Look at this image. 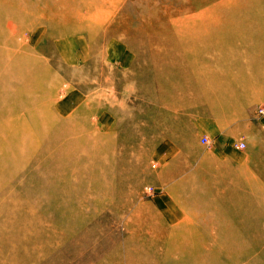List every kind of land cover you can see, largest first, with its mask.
<instances>
[{
    "label": "rangeland",
    "instance_id": "1",
    "mask_svg": "<svg viewBox=\"0 0 264 264\" xmlns=\"http://www.w3.org/2000/svg\"><path fill=\"white\" fill-rule=\"evenodd\" d=\"M37 1L29 0L28 6H32ZM106 1L104 5L101 3L96 4L91 9L87 7L82 10L83 8L80 7L82 13L78 19L69 20L68 26L72 28L80 24L92 23L97 25L101 23L102 29L97 37H104L100 44L102 49L109 41H113L108 43V46L111 45L110 48L112 46L120 47L119 45H123L121 43L128 45L132 51L129 53L137 59V64L133 70L127 73V76L120 74L115 69H109L102 62L96 64L97 72L95 76L92 75L90 67L85 68L87 72L86 76L83 77L82 75L85 72L82 66L75 67L74 70H69L68 73L64 72L67 69L61 67L60 61L62 59L58 58L54 41L48 38L47 35L51 33L54 36L78 34L79 37L84 38L87 37L88 32L87 30H76L64 34L59 33L48 19L40 16L35 19L34 24L28 23L24 27V31L21 30L20 33L9 40L8 46L0 44V49L7 47V50L15 55L13 57L15 66H13L10 76L4 79L7 87L11 82V78L20 75L22 81L28 83L29 80L26 79L29 76L26 73L28 66L34 67L35 70L33 71L38 73L44 71L45 68L47 70L52 68V70L65 74L62 77L59 92L55 91V94L48 96L46 99L48 104L47 113L54 122L53 135L48 138L51 141L75 139L71 134L62 135L59 134V130L55 131L56 126L62 124L66 119L73 120V117H77L75 115L71 116V113L67 114L71 111V105H67L63 97V95H67L69 91H72L71 88L83 86L85 83L93 84L95 89L85 93L91 98L92 104L96 106L98 92L96 90L97 84L94 83L95 80L98 81L100 78V81H104L107 77L112 82L116 81L115 83H119L122 79L133 82V84L137 83L135 91L127 92L126 85L123 86V89L118 87L115 92L110 91L113 83L110 84L109 82L103 94L106 98L111 99L114 104L120 105V102H125V109H120L119 114L114 113L117 121L115 120L113 126L115 128L111 127L113 131L111 133L102 132L104 136L101 137L102 139L105 137L103 139L105 144H101V146L105 149L113 148L116 150L113 163L114 166L117 165L118 167L116 173L118 175L122 173V176H124L122 179H125L123 186L126 193H131L130 197L125 198V202H130L129 207L124 210L110 207L103 209V211H97L99 214L93 220H89V218H86V220L54 218L48 224L56 230L57 237L50 240L47 249L44 250L49 252V257L38 264H47L49 261H54L56 264H112L113 258H117L125 264L129 258L125 243L132 237H136L134 238L136 244L144 250L142 253L146 260L160 264L167 247L168 235L172 229L177 230L185 225L187 220H190L191 228L200 230L196 232L202 233L206 239L215 238L220 241L232 242L236 247L237 239L243 237L245 240V242L242 241L245 246L244 253L249 258L246 255L241 257L242 260H240L241 258H236L238 260L234 258L229 260L228 264H239L240 261L241 264H252L253 260H257L258 264H264V201L260 198L263 195H260L254 189H250V185L246 181L241 179V182L232 181L230 178L233 176L225 174L249 169L251 174L256 177V179L253 177L254 186L259 183L256 186L262 187L264 190V98H261L259 92L248 94L244 101V109L238 110L236 115H232L230 110L229 118L224 115L225 111L222 112L219 109L214 96H210L212 98L208 103H199L195 107L191 106L171 111L158 101V95L162 93L161 83H164L166 77L164 73L162 76L158 73L168 71L170 76L165 81L172 84V82L176 83L174 79L176 74L181 72L177 70L180 66L179 62L184 57V52L180 49L178 40L182 33L189 29L185 25L194 20H203L209 17L215 19V21H224L228 17L226 13L230 12V15L232 10L226 6L228 0ZM257 1L260 2L258 5L264 9V0H243L244 5L241 7L243 8L246 3L249 5L255 4ZM235 6L236 1L233 0V7ZM100 9L103 12L102 17H104L101 22L96 17ZM158 9L161 12L173 14L179 26L168 28L156 26L155 23H158L157 21L160 19ZM250 11L253 14H264V11L261 12L256 9ZM88 13L91 16H88ZM246 18H243L239 23H242ZM247 23L248 21H244L245 29H247L246 25H249ZM244 27L238 28L227 22L225 30L215 33L212 30L211 34L215 48H219L224 53H230L229 56L218 59L219 65L223 64L226 71L233 78L236 72H240L247 77L254 68V63L246 56L245 47L240 40ZM250 32L253 31L250 30ZM139 39L140 41H138ZM165 41H170V43L162 44ZM18 58L35 61V64L34 66L28 64V61L23 63ZM101 72H104L107 76H101ZM204 72L205 75L209 76L213 73L207 70H204ZM75 75H79V78H76ZM41 76L36 81L38 84L44 82V80H41ZM193 80V75L184 77V81ZM65 83L69 84L71 88L68 87L67 89ZM16 87L17 84L13 86V91L16 90ZM3 92L4 98L8 100L9 94L12 93L10 91ZM42 92L44 91H39L40 94ZM105 107L109 109L110 106L107 103ZM80 117L81 114H78L74 124H81ZM97 120L96 113L87 120L89 125L91 124L89 130H87L92 137L90 139L99 138L101 135L99 131H104L99 125V120L98 122ZM204 138H208L210 142L204 143ZM163 139H182L181 144H176L175 154L169 157L165 163L153 157L162 146L160 144ZM240 143H245L244 149L237 148ZM56 149L57 147L53 151H56ZM218 154H221L225 159L217 158ZM94 161L95 157L91 153L86 160V164H88L87 173L90 175H95L97 171L91 166ZM20 172L31 175L35 170L31 168ZM213 179L220 181V185H218V191L214 189L211 193L212 198L214 197L211 202L203 199L195 201L190 199L194 195L201 196V198L205 197L204 188H207V183ZM196 185L199 186L198 188L203 186L201 187L203 192L198 189L194 193H190L191 188ZM183 188L189 191L183 193ZM88 189L93 188L89 186ZM159 191L164 196L171 194V202L175 204L181 214L178 223L171 222L170 220L173 219L170 218L166 222L157 211L155 206ZM208 203L213 205L209 207L207 206ZM215 204H218V206ZM71 206L62 207L60 205L58 211L60 214H64L65 211H69V208L66 207ZM89 209L90 211L94 210L93 207ZM87 211L89 210L87 209ZM132 218L134 224L130 225L129 221ZM150 221L152 224H150ZM164 225H166L165 228ZM166 229L167 231H165ZM162 232L165 234H162ZM174 236L178 239L184 237L180 234ZM188 236H193V233L188 234ZM260 239L261 241L258 244ZM254 243L258 244V247L256 245L253 247ZM235 247L229 248L230 250L225 248V250L220 246H211L208 252L216 254L232 253L233 251L235 254L239 253L238 255H241L242 253L243 255V250L235 249ZM214 249H217L218 252ZM235 250L237 252H234ZM197 262L198 260L187 264Z\"/></svg>",
    "mask_w": 264,
    "mask_h": 264
},
{
    "label": "bare ground",
    "instance_id": "2",
    "mask_svg": "<svg viewBox=\"0 0 264 264\" xmlns=\"http://www.w3.org/2000/svg\"><path fill=\"white\" fill-rule=\"evenodd\" d=\"M28 1L0 0V44L2 46H8L9 40L20 33L28 23L34 24L36 22L35 19L40 16L48 19L59 33L64 34L76 30H87L88 32L86 34L87 37L82 38V40H80L81 38L78 34L54 36L51 33L47 35L48 38L54 41L58 58L62 59L60 62L63 66L61 65V67L67 69L64 72L68 73L69 70L75 69V67L72 68L68 65L70 64L67 61L68 57L66 58V55L60 49L68 41L71 42L72 39H74L73 41L78 39L86 45L84 55L89 51H95V56H101L102 47H100V44L104 37H97L102 29L101 23L97 25L92 23L80 24L77 27L70 28L68 22L71 19H78L82 13L81 9H79L80 7L83 8L82 10L87 7L91 9L96 4L101 3L104 5L107 2L106 0H38L32 6H28ZM235 1V7H233V0L226 2L227 8L232 10L230 15V12L226 13L228 17L222 22L215 21V19L209 17L203 20H194L185 25L189 29L184 31L178 40L180 49L184 52V57L179 62L180 66L177 70L181 72L176 74L174 78L176 83L172 82L171 84V82L167 83L165 81L170 76L168 71H166L167 73H158L161 76L164 73L166 76L164 83H161L162 93L158 95V101L169 111L191 106L195 107L199 103H208L212 98L210 96H214L219 109L222 112L225 111L224 115L229 118L230 110L232 115H236L238 110L244 109V101L248 94L259 92L261 98H264V14H253L250 11L256 9L263 12L264 9L258 5L260 4L259 1L252 5L246 3L243 8L241 7L244 5L243 0ZM88 11L90 12V10ZM102 14L101 9L96 14L100 22L104 20ZM107 14L109 13L107 12ZM158 15H160V19L157 21L158 23H155L156 26L161 28L179 26L173 14L161 12L158 9ZM88 16H91L90 13H88ZM245 17L247 18L244 21H248L247 24H249L246 25L247 29L244 27V21L239 23ZM227 22L238 28L244 27L240 40L245 47L246 56L254 63V68L247 77L240 72H236L233 78L226 71L223 64L219 65L218 58L227 57L230 53H224L219 48L216 49L211 34L212 30L213 33L225 30ZM250 30L253 32H250ZM35 42L34 44H36ZM78 42L77 44H80ZM111 42L113 41L108 43ZM169 43L170 41H165L162 44ZM14 56V53L7 50V47L0 49V264H38L49 257V252L44 250L47 249L50 240L57 237L56 230L52 229L48 224L54 218L63 217L64 219L70 218L73 220H86V218H89V220H93L99 214L97 211H103V209L110 207H116L120 210L129 207L130 202H125V198L130 197L131 193H126L123 186L125 179H122L124 176H122V173H120L121 175L116 173L118 167L117 165L114 166L113 163L116 150L113 148L105 149L101 146V144H105L103 140L105 137L103 139L101 137L104 136L102 132L105 131H99L101 134L99 136L100 139L98 137L90 139L92 137L87 132L91 125H89L87 120L94 116L95 113L98 120L104 117L107 110L105 104H109L110 107L108 108H124L125 102H120V105H117L111 99L106 98L105 95L99 94L98 86L105 87L110 82V78H107L106 74L101 72V76L106 77L104 81H100V78V80L94 81L97 84L98 103L94 106L90 101L91 98L88 99L89 101L87 100L88 102L85 103V109L80 117L83 122L74 124V120L78 118V115H75L77 117H73V120L66 119L62 124L56 126L55 131L59 130V134H71L75 139L51 141L48 138L53 135L54 122L47 113L48 104L46 99L48 96L55 94V91L59 92L61 80L65 74L52 70V68L49 70L45 68L44 71L38 73L33 71L35 70L34 67L28 66L26 73L29 76L26 79L29 82L22 81V76L20 75L19 77L11 78V82L7 87L4 79L10 76L13 66H15ZM18 60H22L23 63L28 61L27 63L33 66L35 64V61L33 62L26 58L24 60L18 58ZM91 70L92 75L95 76L97 68ZM123 70L118 72L127 76V73L133 69L129 67ZM204 70L213 73L210 76L205 75ZM40 75H42L41 80H44V82L38 84L36 81ZM97 75L99 74L97 73ZM189 75H193L194 80L184 81V77ZM75 76L79 78V75ZM83 76H86V73ZM112 83L114 84V82ZM15 84H17V87L13 91L12 88ZM136 84L122 79L117 86L114 84L111 87V91L116 92V89L123 85H127V92L135 91ZM65 86L67 89L68 87L71 88L69 84ZM93 86V84L85 83L83 86L71 88V90L72 92L77 90L91 91L95 89V86L94 88ZM42 90L44 92L40 94L39 91ZM3 91L12 93L9 94L8 100L4 98ZM76 97L78 98V96ZM66 104L68 105L67 102ZM39 126L41 127L39 128ZM112 131L111 129L106 132L111 133ZM55 147L57 149L53 151ZM91 153L95 157V161L91 164L92 168L97 170L95 175L87 173L88 164H86V160ZM31 168L35 170L31 175L20 172ZM225 174L233 176L230 178L232 181H246L250 185V189H254L260 195H263L260 198L264 201V190L262 187L256 186L259 183L254 186L253 179H256V177L251 174L249 169ZM96 177L98 178L96 179ZM207 185L208 187L204 188L205 197L201 198V196L198 197L192 194L194 196L190 199L192 201L203 199L211 202L214 198H212L211 193L214 189L218 191L217 188H219L220 181L213 179ZM89 186L93 189H88ZM196 186L191 188L190 193H194L198 189L203 192L201 189L203 186L200 188H198V185ZM185 191L189 190L183 188L182 192L187 193ZM60 205L62 207L66 205L72 206L66 207L67 209L69 208L68 212L65 211L64 214H60L58 211ZM212 205L210 203L207 204L209 207ZM215 205L218 206V204ZM91 207L94 210L90 211L89 208ZM133 221L132 218L129 224H134ZM189 223L190 220H187L186 224L181 228L172 229L170 234L168 233L167 244L165 243L167 247L160 264H187L197 260L198 262L195 264H228L229 260L245 257V246L243 245L245 240L243 237L237 239L235 247L232 242L220 241L215 238L206 239L202 233L196 232L200 230L191 228L192 225ZM150 224H152L151 221ZM192 233L193 236H188V234ZM162 234L165 233L162 232ZM179 234L184 236L182 237L183 239H178V237L174 236ZM199 234L201 235L199 236ZM134 238H130L125 243L129 253L128 261L125 264H159L155 261L146 260L142 253L144 250L136 244ZM260 241L261 239L258 240V244ZM258 244L254 243L253 247L255 245L258 247ZM211 246H220L224 249L239 248L243 250V255L242 253L241 255H238L239 253L235 254L233 251L232 253L212 254L208 252ZM234 252H237V250ZM247 257L249 258V256ZM234 262L236 263V261ZM47 264L56 263L49 261ZM112 264L124 263L117 258H113ZM239 264H241V261ZM252 264H258V261L253 260Z\"/></svg>",
    "mask_w": 264,
    "mask_h": 264
},
{
    "label": "crops",
    "instance_id": "3",
    "mask_svg": "<svg viewBox=\"0 0 264 264\" xmlns=\"http://www.w3.org/2000/svg\"><path fill=\"white\" fill-rule=\"evenodd\" d=\"M80 40H82V38ZM80 40L76 39V41L77 42L79 41L78 43H80V44H77L76 41H71V42L68 41V43H67L68 45L66 44L63 47H60V49L66 55V58L68 57L67 61H68V63L70 62V64H68V65H70L72 68L73 67L78 68V67L82 66V67H84V72L86 73L87 72L85 69L86 67H90L91 69L95 70L96 64L99 62H102L104 65H106V67H109V69H112V70L115 69L117 71H124L123 69L129 68V67H131V69H134L136 64H137V59L132 57V55L129 53L132 51H131L130 47L128 45H126L125 43H121L123 45H119L120 47L112 46V48H110L111 45L108 46L107 45L108 43H107L106 45L103 46V49H101V51H100L101 56L97 57V56H95V53H96L95 51L94 52L89 51L84 55L86 45L83 44V42ZM82 45H84V46H82ZM71 63H72V65H71ZM115 82L116 81H114V84L117 86L118 83H115ZM111 83L112 82L110 79V84ZM123 86H121L120 89H123ZM105 87L98 86L99 94L105 93V89H106ZM85 92L89 93V91L77 90V91H73V92L69 91V93L67 95H63L64 99L66 100L65 102H67L68 104H71V111L68 112L67 114L71 113V116H74V115H78V114L83 113V110L85 109V103H87L89 101L88 100L89 97H88L87 93H85ZM76 96H78V98ZM80 105H82V106H80ZM78 107L80 110L78 109ZM120 109L124 110L125 107L124 108H118V107L109 108L105 111L104 117L99 118V125L101 126V128H103L104 131L108 132L109 130L112 129L111 127H113L115 125L114 123H115L116 119H115L114 113L120 112ZM64 113H66V112L64 111ZM103 114H104V112H103ZM113 128H115V127H113ZM180 142L182 143V139H163L162 143L160 144L162 146L156 152V154L153 155L154 159H157L158 161L165 163V161L169 157H171V156H173V154H175L176 144H181ZM216 157L225 159V157H223L221 154L220 155L218 154V156H216ZM170 195L171 194L164 196V195L160 194V191H159L157 193V196H156V206L155 207H156L157 211L161 214V216L166 220V222H168L167 220H168V218H170V219H173V220H170L171 222L178 223L180 220L181 214L179 212V209L175 206V204L173 202H171ZM165 212L169 215H167Z\"/></svg>",
    "mask_w": 264,
    "mask_h": 264
},
{
    "label": "built area",
    "instance_id": "4",
    "mask_svg": "<svg viewBox=\"0 0 264 264\" xmlns=\"http://www.w3.org/2000/svg\"><path fill=\"white\" fill-rule=\"evenodd\" d=\"M203 141H204V143H209L210 142L208 138H204ZM237 148L238 149H244L245 148V143L238 144Z\"/></svg>",
    "mask_w": 264,
    "mask_h": 264
}]
</instances>
